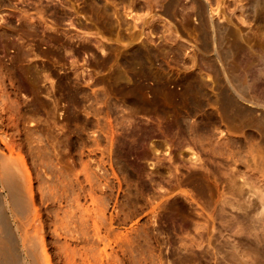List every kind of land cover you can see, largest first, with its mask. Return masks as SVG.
<instances>
[{"label":"rangeland","instance_id":"374dc122","mask_svg":"<svg viewBox=\"0 0 264 264\" xmlns=\"http://www.w3.org/2000/svg\"><path fill=\"white\" fill-rule=\"evenodd\" d=\"M92 1L4 0L3 4L0 3V23L2 25L10 23L18 27L20 24L18 9H26L33 14V17L39 15L36 12L37 9H41L40 15L43 18L37 23L38 33L34 36L14 34L5 38L0 37V80L3 83L4 91L2 93L5 101L2 104L6 122H9L6 127L11 134L13 132L10 137L13 136L11 139L14 141L9 144L10 146H7L0 140V152L3 151L2 153H5L7 158L12 156L10 159L18 157L17 160H24L23 164L26 163L30 167L28 168L24 164L29 169L31 179H33L34 205L35 203L38 205L35 207L37 212H40V224L39 222L35 224L37 227L26 225L24 229L16 231L15 226L24 215H20L19 212L16 213L17 211L15 212V210H11L10 206H7L6 213L14 228L12 230L21 236L19 237L20 246L22 247L24 244L27 247L39 235L40 239L41 236H44L45 240L51 241L52 229L50 228L53 226L50 220L54 219V209L57 212L61 209L59 212L62 214L59 215L62 220L61 222L59 219L60 225L63 223L62 227H64L67 224L65 222L69 219L70 198H72V195L68 194L75 192L73 195L76 196L81 190L84 193L80 191V198L82 199L80 200L87 199L84 202L91 204L90 206L94 211L98 208L97 205H99L101 198H97L101 194L100 191L98 192L100 188L97 185L98 180L94 177L97 181H93L96 183V189L93 191L99 196L92 192L93 202L96 201L94 200L95 197L98 201L93 203L92 199L89 200L90 196H86L87 192L83 191L86 190L87 184L83 182L85 181L83 177L85 169L80 168H84L81 165L86 161L85 157L88 159L90 155L94 159L95 156H100V148L103 146L101 147L99 144V148L98 143L96 144L97 141H94L100 132L98 126L106 121L108 130L111 131L112 128L115 130L114 142L108 145L109 138L106 139L107 142L105 141V144L110 147L108 150L106 145V152H109L105 155L106 157L109 155L110 159L109 156L106 158L108 161L106 164L109 165H107L108 189L106 187L105 199L110 205H107V215L111 218L108 224L110 234H107L109 237L107 242L110 241L111 246L108 242L109 247L106 246V250L109 251L110 249L111 252L102 253L105 256L108 255L102 258L95 247L91 248L90 245L88 247V244L79 243L75 248L78 249V253H81L78 254L75 250L73 254L75 259L72 257L70 261L69 259L67 261L66 251H64L65 241H62L64 237L61 235L58 239L59 242L57 240L59 244L50 242L48 246V253L52 258L51 262L53 260V264H64L66 261L65 264H80V262L81 264L86 262L87 264H91V262L92 264H100L104 260V264H235L231 262L229 248L233 249L231 247L236 245L244 252L251 250V236L248 233L246 215L249 208L248 199L255 196V194H249L255 180L249 166V153L246 147L237 142L231 147L230 153L221 154L200 144L189 142L185 135L182 136V141L178 145L169 132L158 133L157 123L159 122L160 129L165 124L164 119L161 120L151 113L139 110L124 93L119 91L114 80L117 76L124 79L129 77L132 68L126 67L123 59L127 52L134 48H148L160 53V57L151 64L152 70L156 75H161L172 83L182 82L189 75L209 79L212 83V77L215 75L212 62L202 58L194 44L185 38H179V42L181 40L183 42V48L172 42L170 38H166L169 23L167 20L161 19L159 14L154 11V9H158V4L155 1L151 3L148 0H134L132 13H137L139 16V20L137 19L139 27L137 26L136 32L143 30V33L133 44H129L130 41L126 39L127 30L118 24L116 17L118 15L130 23L133 22L132 16L125 14V10H129L128 2L124 0H98L101 8L95 11L93 17H90L89 13L84 12V7L93 4ZM186 1L179 0V4L174 9L176 17L180 20L183 18L194 21L187 10L181 9V5ZM6 3L12 6L9 7ZM226 3L230 4V8L234 7L232 1L222 0L220 8L224 11L226 10L224 6ZM54 8L67 13L61 23H54L55 18L52 12ZM12 10H15V13H12ZM106 13L110 14L113 30H107ZM72 19L89 24L91 27L86 30L92 32H80L70 23ZM234 19L237 21L236 18ZM48 25L51 27H46ZM244 25L246 26L245 30H250L251 33L252 28H249L248 24ZM53 27L70 28L71 32L79 31L89 36V39L82 40L79 37L64 36L63 39L56 40L50 36V32L54 31ZM98 41L101 42L100 45ZM18 43H21L23 48L30 51L31 54L21 56L15 47ZM83 43L89 44V47H83ZM25 73L30 75V78L26 77ZM100 78L104 79V83L98 82ZM105 89L107 90V104H103L101 100L93 99L90 95L92 92L101 95ZM146 125L155 128V132L145 144L146 153L140 155L139 158L122 153L121 142L126 131L135 126L144 127ZM215 125V137H226L229 134L245 141L248 138L246 136L248 132L244 134L237 127L229 129L223 124L219 126V122H215ZM11 146L12 148H10ZM92 149L96 152H92ZM44 150L47 151L45 155L49 153L48 158L44 155ZM196 154L199 157L197 160L194 158ZM42 159H45V162ZM83 159L85 160L83 161ZM93 159L92 166L94 165L96 168L91 166L88 170L95 168L94 170L98 171L96 159ZM47 160L50 161V164L52 163L51 167ZM55 165L61 167V170L57 166L55 168ZM41 166L44 167L41 168ZM139 166L142 168L140 169ZM49 168L51 171H48ZM73 170H76L75 173L80 170L82 175L80 172L71 173ZM65 171L69 176L65 175ZM63 172L65 173L63 174ZM36 173L40 175L38 178ZM46 173L50 175L48 176ZM58 173L59 176H62L60 178H64V182L67 180L65 177L69 179L71 176L74 181V177L79 175L86 187L84 189L79 188L76 183L70 180V177V181L67 180L69 184L66 182V188L69 189V192L67 190L68 194L66 191L63 192L66 198L69 196L70 198H65V200L64 196H58L59 198L52 200L51 195L47 196L50 193H45L48 190L45 189L47 188L44 186L46 183L42 179L47 178L46 175L48 178L44 180H48L53 175L55 179ZM198 173L204 175L205 178L200 179ZM71 174L75 176L73 177ZM233 183H235V187L232 186ZM1 185L0 207L3 197L7 198L6 193L8 192ZM69 185L74 186L76 191L72 190ZM40 187L44 191L39 189ZM37 188L43 193H40ZM77 190L79 191L77 192ZM40 194L41 197H39ZM42 194L46 195L45 199H43ZM84 196H86L85 199ZM57 200L61 202H57ZM62 202L67 203L63 204ZM58 203H60L59 206ZM50 204L55 208L53 209ZM66 205L69 208H65ZM47 206L51 209L48 208L49 214ZM90 209L89 212L93 213V209H91L92 211ZM62 210H67V213L63 211L66 214L65 219V214L61 213ZM96 212L98 211L96 210ZM95 215L93 213V216ZM47 216L48 218H46ZM117 216L120 217L117 218ZM71 218L76 219L73 216ZM116 219H120L121 223ZM117 222L119 223L116 224ZM38 224L41 226L40 229ZM45 227L47 228L46 231ZM116 228L117 231L119 229L122 232H120L121 235H124V237L121 236L120 241L122 249L113 242H117ZM42 232L45 234L41 235ZM61 242L64 244L63 247L59 246ZM29 245L32 246V244ZM56 245L62 250H60L61 248L57 249ZM100 245L102 244L100 243ZM100 245L98 248L101 247ZM79 246L84 247L79 250L77 248ZM115 247L118 252L114 251ZM85 248L88 252H85ZM91 249L93 250L91 251ZM92 252L96 255H92ZM114 253L116 257L113 256ZM79 256L80 258H78ZM119 257L121 261H124H118ZM76 258L80 261L77 262ZM249 258H251L250 255ZM257 264H264L263 256L260 255L257 258Z\"/></svg>","mask_w":264,"mask_h":264},{"label":"bare ground","instance_id":"6f19581e","mask_svg":"<svg viewBox=\"0 0 264 264\" xmlns=\"http://www.w3.org/2000/svg\"><path fill=\"white\" fill-rule=\"evenodd\" d=\"M124 1L128 2L127 6L129 8L128 11L125 10V14H130V16H132L133 18V22L130 23L129 21H127L126 19H122L118 15L116 16L117 22L118 24L124 26V29L127 30L126 39L130 41L129 44H133L137 39H139L140 35L143 33V30L139 31L138 33L136 32V28L138 26L137 22H139L137 21V19L139 20V16L137 15V13H132L134 10V0ZM148 1H150L151 3L155 1V3L158 4V9H154V11L159 14L158 16L161 19L167 20V22L169 23V26L167 27L168 35L166 36V38H170L172 42L178 44L180 48H183V42L182 40L181 42H179V38H185L187 41L192 42L194 44V47H196V49L199 51L202 58L210 60L212 62L213 66H211L213 67L215 72V75L214 77H212L211 80L212 83H210L209 79H202L201 77H198L196 75H189L182 82L178 83H172L161 75H156L152 70L151 64L157 58H159V55L161 54L148 48H134L127 52L123 61L125 63V66L128 68H132V70L127 79H124L121 76L115 77V83L117 84L119 91L124 93V95L127 96L128 100L131 103L135 104L139 110H142L146 113H151L152 115L156 116L161 120L164 119L165 124L160 127V129L159 122L157 123V128L159 130L158 133L163 134L165 133V131L169 132V134L176 140L178 145H180L182 141V136L185 135L189 142L200 144L212 150L213 152L221 154H223L224 152L230 153L232 151L231 147L233 146V144H237V142H240L241 146L244 145L243 147H246V150L249 153V166L252 171L253 179L255 180L254 184L252 185V191H250L249 193L250 195L255 194V196L254 198L248 199L249 208L247 210L246 215L248 219V233L251 236V250L248 252H244L242 249H239V247L236 245L231 247L233 249L229 248V250L231 251L230 255L232 263L257 264V258L260 255L264 257V0H228L234 3V7L230 8V4L226 3L224 5L226 7L225 11L220 8V2L222 0H187L186 3H183L181 5V9L183 11L187 10V12L190 14L194 21H189L188 19L183 18L182 20L177 19L174 9L179 4V0ZM92 2L93 4H88L84 7V12L89 13L90 17H93L95 11L101 8L98 3V0H93ZM0 3L3 4L4 0H0ZM6 4L9 7L12 6L9 3ZM105 9L107 10V8H104V10ZM40 11L41 9H37L36 13L39 15L33 17V14L28 12L26 9H18V19L20 20L19 26L15 27L10 23L2 25L0 23V37L5 38L9 35L14 34H19L22 36H34L38 33L37 23H39L40 20L43 19L40 15ZM52 12L55 18L54 23H61L64 16L67 15V13H63L57 8L52 9ZM12 13H15V10H12ZM106 14L107 19L105 21V24L107 30H113L114 28L112 27V20L110 18V14ZM234 18H236L237 21ZM70 23L74 27L78 28L80 32H92L86 30L91 26L80 20L75 21L72 19ZM244 24H248L249 28H252L251 33L250 30H245L246 26ZM46 27L51 26L48 25ZM53 28L54 31L50 32V36L56 40L63 39L64 36L69 38L79 37L82 40L89 39V36H87L86 34H82L79 31L71 32L70 28ZM170 28L171 31H169ZM58 30H60V32H58ZM98 44L100 45L101 42L98 41ZM82 46L89 47V44L83 43ZM15 47L17 49V52L21 54V56H28L31 54L30 51L23 48L21 43H18ZM25 74L26 77L30 78V75H28L27 73ZM98 82L104 83V79L100 78ZM2 84L3 83L0 80V140L2 143H5L7 146H10L9 144L14 142L13 139H11L13 138V136L10 137V135H13V132L11 134L8 131V128L6 127V124L9 122H6L4 106L2 104L5 103V101L3 100L4 94L2 92L4 91V88H2ZM106 92L107 90L105 89L104 92L101 93V95L97 94L96 92H92V94L90 95L93 99L101 100L103 104H107L108 98L106 97ZM192 117H195V119H192ZM215 122H219V126H222L223 124L229 129L237 127L244 134L248 132V135L246 134V136L248 137L247 140H241L240 138L238 139L237 136H232L229 134L226 135V137H215ZM98 127L100 128V132H98L99 134L96 137L94 136L96 138V140L94 138V142L97 141L96 144L98 143V146L99 144H101V147H103L100 148L99 146L101 151L99 152L100 156L97 155V157L99 158L95 156L94 159H96V165L99 170H94L96 168V166L94 165V169L90 171L88 170L92 166L93 159V156L89 155L88 159L87 157H85L86 161L84 162V164L82 163L83 165H81L84 166V168H80L85 169V173L83 175L85 181L83 182H86L87 187L85 184H83L82 180H80L81 176L76 175V177H74L75 175L73 176L71 174L74 177V181L72 180L73 178L71 176V179L69 177V179L72 180V182L76 183L79 188L84 189V187H86V190L83 191L87 192L86 196H90L89 200L92 199V192L96 193L94 192V189H96V183L93 181L98 180L99 184L97 183V185L100 187L98 192L100 191L101 194H99V196L96 193V195L99 196L97 197L98 199L100 197L101 198L99 199V205L96 204L98 208L96 209L95 207V209L98 211L96 212L98 213L97 215H95L96 210L94 211V209L91 208V204L89 205L88 203L86 204V202H84L87 199L81 201V190V192L77 190V192H79L78 194H76V196L73 195L75 192L71 193V190V194H68L69 189L66 188V182L68 183L70 180L68 179V177H65L69 181L66 180V182H64V178L62 179L60 178L62 176H59L60 171H58L59 173L57 175V178L55 179L53 178L55 175L54 173V175L48 180H44L47 179L50 174H53L51 172L49 175L46 173L48 175H46L47 178L42 179L46 183L44 186L47 188L45 189L48 190L45 193H50L47 196L51 195L52 198H50L52 200L54 198H59L58 196H64L65 199L66 195H64L63 192H65L66 190L68 191H66L68 195H72V198H70V196H67L71 200V214L68 212L69 219H67V222H65L67 224L64 225V227H62L63 223L60 225V223L62 222V220L60 219V216L62 214H59L61 209L57 207V209L60 210L59 212H57L56 209H54L55 207H52L50 204V206L55 210L54 219H51L52 221L50 220L53 226V228L49 227L50 229H52V239L50 238V242H57L59 237L63 235L64 239H61H63L62 241H65L64 251H66L67 261L68 259L70 261V258L72 257L73 259H75L73 254L76 250L75 247L78 246L79 243L88 244V247L90 245L91 248L95 247L96 251L98 249L102 258L103 256H105L102 253H106V246L109 247L110 243V241H108L109 243L107 242V238L109 240L107 234H110V232L108 231V224L110 223L111 218H109V216L107 215V205L109 204L107 202L108 200L105 199V194L107 193L105 191L106 187L108 186L107 165H109L106 164V158L109 155L106 157L105 154L109 151L106 152L107 144L105 143L107 142L106 139L108 138V145H111L114 142L115 130L112 128L111 131H109L106 121H103L102 125ZM223 131L224 130L222 129V132ZM225 131L227 132V130ZM154 132L155 128L149 125H146L144 127L135 126L129 128L126 131L124 139H122L121 152L128 156L133 155L135 158H139L140 155H144L146 153L145 144L147 143L148 138ZM10 148H12V146ZM109 149L110 147H108V150ZM89 151H87V153ZM2 152L3 151L0 152V184H2L3 186H1L5 187L8 192L6 193L7 198L3 197L2 206L0 207V264H53V260L51 262L52 258L48 253V246L50 242L45 240L44 236H41L42 238L40 239L39 235L36 240L33 239V242L29 241V244H32V246L28 244L27 247H25L23 244V246L21 247L19 238L21 237L20 234L14 232L15 230H12L14 228L12 227L11 222L8 218L9 216L6 213L7 206H10L12 208L11 210H15V212L17 211L16 213L19 212L20 215H24V217H21L22 219H19V222L16 224V231L19 229H24L26 225L32 226L37 224V222H39L40 220V212H37L36 207L38 205H36V203L34 205L35 195L32 184L33 179H31V174L28 169L30 167L26 163L24 164H26L28 168L24 166V160H17L19 158H15L14 156L13 157L16 160L14 158H12V160L10 159L12 156H9L10 158H7L5 153ZM92 152L96 151H93L92 149ZM45 153H47V151L44 152V155ZM48 154L45 155L47 156V158ZM194 156L195 160L199 158L197 154ZM45 159L42 160L44 161ZM84 160L85 159H83V161ZM46 163L45 165L48 164ZM51 165L52 163L50 164V167ZM57 165H55V168ZM42 167L44 166H41V168ZM58 168L59 170H61V167ZM139 168L141 169L142 166H139ZM43 170L45 172L44 168ZM48 171H51V169ZM75 171L76 170H73L71 171V173H75ZM65 172H63V174ZM37 173L36 175H38ZM65 175H68L67 172ZM80 175H82V173ZM39 176L40 175L36 177L38 178ZM94 177L97 180L94 179ZM198 177L200 179L205 178V176L200 173H198ZM76 184H74V186ZM232 186L235 187V183H233ZM73 187L70 186L72 190L74 189ZM39 189H41V187ZM39 189L37 188L38 191ZM41 190L44 191L43 189ZM41 190L39 192L43 193L41 192ZM93 195L96 196L95 194ZM45 196L43 199H45ZM86 196H84V199L86 198ZM39 197H41V194ZM97 198L95 197L94 200L97 201ZM58 201L61 202L62 199L61 201L57 200V202ZM37 203L39 204V202ZM40 204L42 203L40 202ZM59 204L60 203H58V206ZM67 204L69 205V202ZM47 205L49 206V204ZM48 206L46 207L47 210L49 208ZM89 206L91 209H93V213L95 216H93V213L89 212ZM66 207L69 208V206L67 205L65 206V208ZM49 210L51 209L49 208ZM67 210H62L61 213H64L65 211L67 213ZM48 216L46 218H48ZM65 216L66 214L64 215V219ZM72 216L76 219L71 218ZM119 217L120 216H117V218ZM61 218L63 219V217ZM59 219L61 220V222H59ZM90 221L91 223H89ZM117 221H120V219H118ZM118 223L119 222H117L116 224ZM35 227L37 226L35 225ZM90 227L92 228L91 230H93L92 233ZM40 228L41 226L39 225V229ZM46 229L47 228L45 227V231ZM118 231L116 228L117 235L115 236H117V240L115 239L113 233L112 236L117 241L113 242L115 244L117 243L118 246H120V241L122 237H124V235H121L122 232ZM42 234L45 233L42 232L41 235ZM100 243L102 245H100ZM62 245L64 244H62L61 242V245L59 246L63 247ZM99 245L101 247L98 248ZM56 246L58 247V245ZM82 247L79 246L77 248H79L80 250V248ZM120 247L122 249V245ZM60 248L58 247L57 249ZM115 249L114 251L116 252L117 249ZM60 250H62V248ZM92 250L93 249H91V251ZM24 251L25 253H23ZM76 252L78 253V249L76 250ZM85 252L88 251L86 250ZM93 252L92 255H96V253L93 254ZM108 252H111L110 249L109 251H107V253ZM249 255L251 256V258H249ZM106 256L108 255L106 254ZM113 256L116 257L115 253ZM96 257L98 258V256ZM78 258H80V256ZM78 258L76 259L78 260ZM94 259L97 260L96 258ZM98 259L100 260V258ZM112 259L110 260L112 261ZM119 260L120 262L124 261H121V258L118 259V261ZM79 261L80 260H78L77 262ZM103 261L100 262V264H104ZM85 264H87V262Z\"/></svg>","mask_w":264,"mask_h":264}]
</instances>
